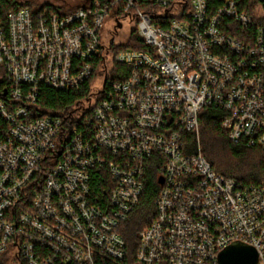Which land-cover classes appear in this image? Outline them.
Wrapping results in <instances>:
<instances>
[{"label": "built area", "instance_id": "obj_1", "mask_svg": "<svg viewBox=\"0 0 264 264\" xmlns=\"http://www.w3.org/2000/svg\"><path fill=\"white\" fill-rule=\"evenodd\" d=\"M124 18L146 49L111 51ZM112 62L125 78L109 76ZM100 69L94 100L44 110L42 87L76 90ZM209 106L232 142L264 151L256 0H86L64 13L0 3V264H218L235 241L264 264V179L241 186L185 151ZM149 165L162 178L156 216L130 255L120 226Z\"/></svg>", "mask_w": 264, "mask_h": 264}, {"label": "trees", "instance_id": "obj_2", "mask_svg": "<svg viewBox=\"0 0 264 264\" xmlns=\"http://www.w3.org/2000/svg\"><path fill=\"white\" fill-rule=\"evenodd\" d=\"M264 9V0H256ZM211 9L220 4V0H207ZM5 10L15 9L19 6H28L41 10L47 8L55 12H69L86 4V0L75 8H66L63 5L43 3L32 7L29 3L17 0H0ZM113 53L122 49H146L143 39L137 34L136 29H131L126 41L110 42ZM129 67L126 65L111 63V78L119 80L126 77ZM98 76V70L78 89L60 91L48 87L41 89V105L48 113L64 112L66 109L79 106L91 95L93 83ZM221 111L209 106L199 112L198 135L193 132H185V151L197 152L200 148L202 154L212 165V168L225 177L232 178L239 185H256L264 179V151L256 147H247L243 143H234L220 128ZM157 165L147 167L145 188L137 207L129 214L126 221L120 226V232L125 239V245L130 255L135 253L140 233L154 220L156 216L155 198L160 186L157 183ZM94 183L101 180L95 177ZM98 189V188H97Z\"/></svg>", "mask_w": 264, "mask_h": 264}, {"label": "rangeland", "instance_id": "obj_3", "mask_svg": "<svg viewBox=\"0 0 264 264\" xmlns=\"http://www.w3.org/2000/svg\"><path fill=\"white\" fill-rule=\"evenodd\" d=\"M19 2H26L29 3L30 6L35 7L39 6L43 3H52L55 5H63L66 8H75L77 5L81 3V0H17ZM108 16H111L110 13H108ZM112 17V16H111ZM114 18L108 21L105 25L104 32L109 33L110 31H113L114 24H115ZM133 23L128 19L124 18L120 20V25L118 26V31L116 32V36L113 34V39L117 40L118 42L126 41L128 39L129 31L133 28ZM111 68L109 69V76H111ZM104 80V71L99 70L98 71V77L97 80L95 79L94 85L91 90V98L92 100L95 99V94L101 90L102 84Z\"/></svg>", "mask_w": 264, "mask_h": 264}, {"label": "water", "instance_id": "obj_4", "mask_svg": "<svg viewBox=\"0 0 264 264\" xmlns=\"http://www.w3.org/2000/svg\"><path fill=\"white\" fill-rule=\"evenodd\" d=\"M158 183H162V178H158ZM256 249L241 241H235L223 248L217 256L218 264H256Z\"/></svg>", "mask_w": 264, "mask_h": 264}]
</instances>
